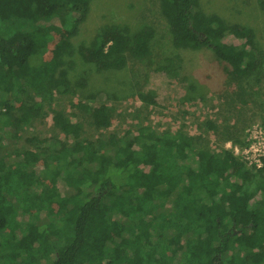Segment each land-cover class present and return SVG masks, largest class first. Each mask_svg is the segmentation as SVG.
<instances>
[{
    "label": "trees",
    "instance_id": "trees-1",
    "mask_svg": "<svg viewBox=\"0 0 264 264\" xmlns=\"http://www.w3.org/2000/svg\"><path fill=\"white\" fill-rule=\"evenodd\" d=\"M93 1L0 0V264H119L113 239L127 240L121 253L132 264H264V158L257 168L228 149L202 147L200 135L144 125L87 139L81 123L56 110V98L73 92L76 54L103 72L150 56L151 27L128 35L112 26L75 50ZM160 12L176 51L209 52L239 86L263 75L252 28L207 14L199 0H160ZM51 30L63 41L53 61ZM227 35L242 43L226 44ZM183 62L179 53L156 71L180 79ZM96 100L74 107L94 129L108 130L113 110ZM45 107L58 136L25 138ZM206 130L217 134L218 125L207 121ZM11 137L23 145L6 146ZM241 138L234 146H244ZM174 236L184 239L182 251Z\"/></svg>",
    "mask_w": 264,
    "mask_h": 264
},
{
    "label": "rangeland",
    "instance_id": "rangeland-1",
    "mask_svg": "<svg viewBox=\"0 0 264 264\" xmlns=\"http://www.w3.org/2000/svg\"><path fill=\"white\" fill-rule=\"evenodd\" d=\"M199 3L207 14H216L228 23L252 28L257 43L264 50V11L260 0H199ZM112 26L128 35L151 27L155 33L151 53L144 59L129 57L125 68L105 72L86 64L79 53L74 56L76 67L71 72L73 92L56 98L54 105L57 111L66 114L73 123L83 125V138L97 139L109 134L121 137L144 125L159 132L183 131L193 136L200 135L204 140L202 147L233 151L234 147H246L248 131L258 132L263 126L264 73L259 80L249 79L239 86L237 81L227 78L225 66L217 62L209 52L176 51L161 16L160 0H94L86 22L73 41L75 50L89 46L95 36ZM51 35L53 41L46 55L49 61L54 59L53 49L63 43L58 32L51 30ZM223 41L237 46L242 43L231 35H227ZM179 53L184 60L180 79H172L156 71L166 58ZM241 93L246 94L244 98L249 101L247 106H243L235 97L242 96ZM90 95L97 96L93 104L95 107L105 103L113 110V122L108 130L94 129L87 122L85 111L74 107L79 103L85 104ZM150 97L153 104L149 101ZM45 108L46 115L25 128L22 133L25 138L58 136L53 123L54 114L48 107ZM207 121L218 125L217 134L206 130ZM234 123L236 127L231 130L230 136H225V128ZM238 133L242 136L244 146H234L231 140ZM12 143L23 145L17 137L5 140L6 146ZM115 240L112 246L119 255V264H132L130 261L125 262V256L121 253V246L127 240L124 243ZM138 240L141 241V238ZM171 240L175 249L183 250V238L180 240L174 236Z\"/></svg>",
    "mask_w": 264,
    "mask_h": 264
},
{
    "label": "built area",
    "instance_id": "built-area-1",
    "mask_svg": "<svg viewBox=\"0 0 264 264\" xmlns=\"http://www.w3.org/2000/svg\"><path fill=\"white\" fill-rule=\"evenodd\" d=\"M231 152L236 157L246 160L248 165H254L257 168L261 167V159L264 158V126L258 132L254 130L248 131L246 147L244 149L234 147Z\"/></svg>",
    "mask_w": 264,
    "mask_h": 264
}]
</instances>
